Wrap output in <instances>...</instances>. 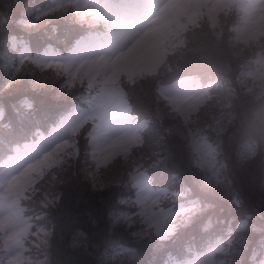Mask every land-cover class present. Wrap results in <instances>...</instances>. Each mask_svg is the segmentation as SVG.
Listing matches in <instances>:
<instances>
[{
	"label": "clouds",
	"instance_id": "clouds-1",
	"mask_svg": "<svg viewBox=\"0 0 264 264\" xmlns=\"http://www.w3.org/2000/svg\"><path fill=\"white\" fill-rule=\"evenodd\" d=\"M77 187L158 264H264V0H0V264H71Z\"/></svg>",
	"mask_w": 264,
	"mask_h": 264
},
{
	"label": "trees",
	"instance_id": "trees-1",
	"mask_svg": "<svg viewBox=\"0 0 264 264\" xmlns=\"http://www.w3.org/2000/svg\"><path fill=\"white\" fill-rule=\"evenodd\" d=\"M9 99L14 100L15 96ZM69 199L68 214L63 223L65 242L72 240L78 228L87 234L86 239L76 237L79 241L78 246L68 250L67 259L71 264H99L102 250L118 251L124 246L137 250V257L131 264H151L148 256L154 254L152 245L147 241L136 244L121 238L118 234H110L104 209L89 192L79 187L73 188ZM158 259L156 258L157 262Z\"/></svg>",
	"mask_w": 264,
	"mask_h": 264
}]
</instances>
